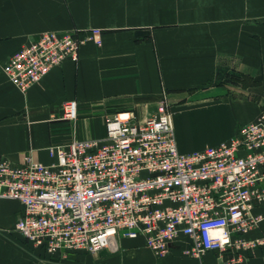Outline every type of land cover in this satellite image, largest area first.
Listing matches in <instances>:
<instances>
[{
	"label": "crops",
	"instance_id": "obj_1",
	"mask_svg": "<svg viewBox=\"0 0 264 264\" xmlns=\"http://www.w3.org/2000/svg\"><path fill=\"white\" fill-rule=\"evenodd\" d=\"M95 30L100 44L88 41L78 62L53 69L27 93L3 72L43 32ZM72 100L74 124L61 110ZM161 101L183 154L229 141L255 121L264 111V0H0V158L20 163L31 153L50 164V146L102 138L98 121L121 111L143 119ZM22 212L18 201L0 202V264H264V246L242 263L219 251L187 256L183 236L163 258L143 237H118L116 250L98 255L49 256L16 232ZM249 236H264V223Z\"/></svg>",
	"mask_w": 264,
	"mask_h": 264
},
{
	"label": "built area",
	"instance_id": "obj_2",
	"mask_svg": "<svg viewBox=\"0 0 264 264\" xmlns=\"http://www.w3.org/2000/svg\"><path fill=\"white\" fill-rule=\"evenodd\" d=\"M88 41L100 44V32H43L15 51L3 72L27 93L53 69L78 62ZM61 110L64 120H78L77 101ZM48 152L50 164L31 153L20 163L0 158V202L23 205L16 232L50 255H95L116 250L118 237H143L163 258L183 236L187 256L219 251L242 263L264 246V236H249L264 223V111L229 141L183 154L161 101L143 119L132 111L110 115L102 138L74 137Z\"/></svg>",
	"mask_w": 264,
	"mask_h": 264
},
{
	"label": "rangeland",
	"instance_id": "obj_3",
	"mask_svg": "<svg viewBox=\"0 0 264 264\" xmlns=\"http://www.w3.org/2000/svg\"><path fill=\"white\" fill-rule=\"evenodd\" d=\"M97 125L99 126V129H100V127H102V126H104L105 127V121L104 120H100V121H98L97 122ZM104 129L102 128V131H103ZM101 132V130H98V133H100ZM105 132V131H104ZM48 254V253H47ZM99 254V253H98ZM98 254H95V255H98ZM49 256H53V255H50V254H48ZM48 256V257H49Z\"/></svg>",
	"mask_w": 264,
	"mask_h": 264
}]
</instances>
